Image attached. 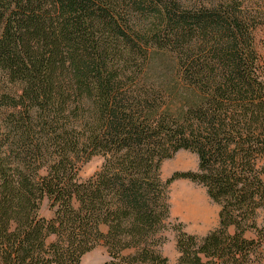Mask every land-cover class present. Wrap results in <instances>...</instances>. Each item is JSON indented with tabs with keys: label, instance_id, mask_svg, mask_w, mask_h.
I'll list each match as a JSON object with an SVG mask.
<instances>
[{
	"label": "trees",
	"instance_id": "trees-1",
	"mask_svg": "<svg viewBox=\"0 0 264 264\" xmlns=\"http://www.w3.org/2000/svg\"><path fill=\"white\" fill-rule=\"evenodd\" d=\"M262 29L264 0H0V264H169L180 178L220 214L178 264H264Z\"/></svg>",
	"mask_w": 264,
	"mask_h": 264
},
{
	"label": "rangeland",
	"instance_id": "rangeland-1",
	"mask_svg": "<svg viewBox=\"0 0 264 264\" xmlns=\"http://www.w3.org/2000/svg\"><path fill=\"white\" fill-rule=\"evenodd\" d=\"M257 41L260 44L261 51L264 53V29L257 32ZM103 163L104 159L96 156L91 161L82 165L78 174L79 181L85 182L92 178L100 171ZM198 166L199 161L196 154L189 151H180L162 164V178L164 181H167L176 173L196 172ZM183 191L189 192L193 201L201 207L203 214H205L203 216L204 219L198 223H193L185 219L184 216L176 213V195L177 192ZM168 195L170 203V223L173 225V228L165 234L167 241L162 248V252L169 259V264H178L180 257L177 249L179 231L175 227L178 224H182L183 231L186 233L204 237L218 227L220 206L209 197L206 187L186 178H180L174 181L168 189ZM42 215L48 219L53 217V212L49 208L48 201L43 203ZM258 223L261 227H264V210L259 214ZM248 237L253 238L255 235L249 233ZM108 259L107 249L103 244H99L94 250L85 255L81 264H103Z\"/></svg>",
	"mask_w": 264,
	"mask_h": 264
},
{
	"label": "bare ground",
	"instance_id": "bare-ground-1",
	"mask_svg": "<svg viewBox=\"0 0 264 264\" xmlns=\"http://www.w3.org/2000/svg\"><path fill=\"white\" fill-rule=\"evenodd\" d=\"M177 192L175 199L176 213L184 216L185 219L190 220L193 223H198L204 219L203 210L201 207L193 201L189 192ZM185 193L184 195H182Z\"/></svg>",
	"mask_w": 264,
	"mask_h": 264
}]
</instances>
